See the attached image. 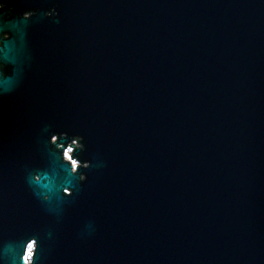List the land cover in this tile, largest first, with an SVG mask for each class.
Listing matches in <instances>:
<instances>
[{"label": "water", "instance_id": "1", "mask_svg": "<svg viewBox=\"0 0 264 264\" xmlns=\"http://www.w3.org/2000/svg\"><path fill=\"white\" fill-rule=\"evenodd\" d=\"M0 264H264V0H0Z\"/></svg>", "mask_w": 264, "mask_h": 264}, {"label": "rangeland", "instance_id": "2", "mask_svg": "<svg viewBox=\"0 0 264 264\" xmlns=\"http://www.w3.org/2000/svg\"><path fill=\"white\" fill-rule=\"evenodd\" d=\"M55 140H56V137H53L52 141L55 142ZM71 154H72V148L71 147L64 149V151H63L64 159L69 161L70 163H72L75 166V167L73 166V170L75 171L77 169V166L80 163L79 162L75 163V160L72 158ZM31 256H32V254L29 253L28 257L26 258L27 263L30 262Z\"/></svg>", "mask_w": 264, "mask_h": 264}, {"label": "flooded vegetation", "instance_id": "3", "mask_svg": "<svg viewBox=\"0 0 264 264\" xmlns=\"http://www.w3.org/2000/svg\"><path fill=\"white\" fill-rule=\"evenodd\" d=\"M72 143L75 145V146H79V141L77 139L73 140ZM71 147L72 148V151L74 149V147H72L71 145H69L67 148ZM75 160V159H74ZM75 163H78L77 160H75ZM72 165V170H73V164L71 163ZM75 167V166H74ZM74 171V170H73ZM76 171V170H75ZM37 177V176H36ZM34 247H35V240H31L30 242H28L27 244V248H26V254H25V258L28 257V254H33V250H34Z\"/></svg>", "mask_w": 264, "mask_h": 264}]
</instances>
